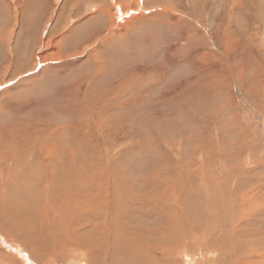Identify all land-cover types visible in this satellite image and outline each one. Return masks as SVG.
<instances>
[{"label":"rangeland","instance_id":"1","mask_svg":"<svg viewBox=\"0 0 264 264\" xmlns=\"http://www.w3.org/2000/svg\"><path fill=\"white\" fill-rule=\"evenodd\" d=\"M129 211L134 264H264V0H0V264L36 263L17 220Z\"/></svg>","mask_w":264,"mask_h":264},{"label":"bare ground","instance_id":"2","mask_svg":"<svg viewBox=\"0 0 264 264\" xmlns=\"http://www.w3.org/2000/svg\"><path fill=\"white\" fill-rule=\"evenodd\" d=\"M263 3V2H262ZM96 11V10H95ZM261 12V11H260ZM100 13H101V11H100ZM262 15H263V13H262ZM263 19V18H262ZM242 20V19H241ZM240 21V20H239ZM262 21V20H261ZM238 22V21H237ZM245 24H246V22H245ZM60 27V26H59ZM87 27V25L85 26V28ZM60 41H62L61 39H60ZM41 57V56H40ZM41 60H42V57H41ZM41 62V61H40ZM15 130V129H14ZM23 132V131H22ZM36 132H34V133H32V132H24V134H23V138L27 141V140H31V139H33V138H35V134ZM15 134V133H14ZM15 136V135H14ZM19 136V135H18ZM32 136V137H31ZM22 137V136H21ZM18 139V138H17ZM1 142H4V141H1ZM19 142H20V140L18 141V144H19ZM24 143V142H23ZM16 144H17V142H16ZM25 144V143H24ZM23 144V145H24ZM12 145H14V144H12ZM21 145H22V143L19 145V148L21 147ZM5 147L6 148H10V146L9 145H7V144H4V146H3V148L2 149H4V150H8V149H5ZM37 147V145H32V147H31V149L33 148V149H35ZM24 148V147H23ZM20 149H22V148H20ZM33 149H32V151H33ZM52 149H55V148H52ZM38 150V149H37ZM50 151H51V149H50ZM49 151V152H50ZM53 151V150H52ZM60 151V150H59ZM58 151V152H59ZM25 152H26V150H25ZM30 152V151H29ZM36 152V151H35ZM55 152V151H54ZM20 153H22L21 151H20ZM48 153V152H47ZM56 153V152H55ZM65 153V152H64ZM6 154H7V152H6ZM36 154V153H35ZM66 154V153H65ZM31 155H34V153H32ZM30 155V156H31ZM48 155V154H47ZM50 155V154H49ZM58 155V154H57ZM64 155V154H63ZM18 157H19V155H18ZM29 157V156H28ZM22 158V157H21ZM20 158V159H21ZM38 158V157H37ZM16 159V158H15ZM33 162H37L38 160H36L35 159V157H34V159H31ZM38 163V162H37ZM20 167V166H19ZM62 169V168H61ZM20 174H22V172L20 173ZM126 174V173H125ZM53 175V174H52ZM69 175V174H68ZM85 175H86V173H85ZM17 176V175H16ZM70 176V175H69ZM29 177V176H28ZM52 177V176H51ZM50 177V178H51ZM15 178V177H14ZM19 178V177H18ZM20 178H22V177H20ZM72 178V177H71ZM78 178H79V176H78ZM25 179V178H24ZM28 179V178H27ZM53 179V178H52ZM63 179V178H62ZM66 179V178H65ZM83 179H85L86 180V177L85 178H83ZM118 179V178H117ZM33 180V179H32ZM71 180V179H70ZM24 181V180H23ZM84 181V180H83ZM25 182V181H24ZM66 182H67V179H66ZM69 182V181H68ZM191 182V181H190ZM19 183V182H18ZM89 183V182H88ZM21 184V183H20ZM67 184V183H66ZM79 184V183H78ZM83 184V183H82ZM96 184V183H95ZM53 185V184H52ZM65 185V184H64ZM18 186V185H17ZM58 186V185H57ZM56 187V186H55ZM59 187V186H58ZM65 187V186H64ZM25 188V187H24ZM221 188V187H220ZM155 189V188H154ZM61 190V189H60ZM94 190V189H93ZM117 190V189H116ZM72 191V190H71ZM84 191V190H83ZM95 191V190H94ZM115 192V191H114ZM149 192V191H148ZM69 193V192H68ZM104 193V192H103ZM110 193V192H109ZM108 193V194H109ZM85 194V193H84ZM99 194V193H98ZM101 194V193H100ZM48 195V194H47ZM102 195V194H101ZM153 195V194H152ZM54 196V195H53ZM63 196V195H62ZM93 196V195H92ZM123 196V195H122ZM156 196V195H155ZM208 196V195H207ZM231 196V195H230ZM99 197V196H98ZM107 197V196H106ZM105 197V198H106ZM118 197V196H117ZM121 197V196H120ZM101 198H102V196H101ZM105 198L103 197V199L105 200ZM142 198V197H141ZM140 198V199H141ZM63 199V198H62ZM97 199V198H96ZM109 199V198H108ZM122 199V198H121ZM132 199V198H131ZM234 199V198H233ZM236 199V198H235ZM89 200V199H88ZM91 200V199H90ZM89 200V201H90ZM103 200V201H104ZM107 200V199H106ZM133 200V199H132ZM232 200V199H231ZM63 201V200H62ZM70 201V200H69ZM68 200H67V202H69ZM100 201V200H99ZM102 201V202H103ZM109 201V200H108ZM112 201V200H111ZM138 201H139V199H138ZM238 201V200H237ZM81 202V201H80ZM88 202V201H87ZM105 202V201H104ZM103 202V203H104ZM115 202V201H114ZM137 202V201H136ZM152 202H153V200H152ZM158 202V201H157ZM8 203V202H7ZM77 203V202H76ZM79 203V202H78ZM84 203V202H83ZM140 203V202H139ZM159 204H160V201L158 202ZM239 203V202H238ZM62 205H64V202H62L61 203ZM65 204H68V203H65ZM72 204H73V202H72ZM71 204V205H72ZM89 204V203H88ZM91 204V203H90ZM101 204V203H100ZM133 204H134V202H133ZM138 204V203H137ZM80 205V204H79ZM78 205V206H79ZM94 205V204H93ZM131 205V204H130ZM138 205H140V204H138ZM137 205V206H138ZM145 205V204H144ZM150 207H153L152 206V203H150ZM161 205V204H160ZM70 206V205H69ZM114 206H115V204H114ZM134 206H136V205H134ZM140 206H143V205H140ZM146 206H149V204L148 205H146ZM159 206V205H158ZM62 207V206H61ZM84 207V206H83ZM92 207V206H91ZM90 207V208H91ZM99 207H100V205H99ZM119 207V206H118ZM56 208V207H55ZM78 208V207H77ZM104 208V207H103ZM131 208V207H130ZM45 209V208H44ZM84 208H82V210H83ZM97 209H99V208H97ZM129 209V208H128ZM135 209V208H134ZM150 209V208H149ZM149 209H146V208H143V210H144V213L146 212V214H148L149 215V213L150 212H152V210H149ZM125 210V209H124ZM130 210V209H129ZM132 210V209H131ZM115 211V210H114ZM128 211V210H127ZM187 213H188V211L187 210H185ZM82 212H84V211H82ZM93 212V211H92ZM121 212V211H120ZM126 212V211H125ZM124 212V213H125ZM130 212L131 211H129L128 212V214H124V215H121V214H119L120 216H118L117 217V219L115 220V221H110V220H106L107 218H106V216L104 217H98L97 215H87V216H85V215H83V216H81V217H77V218H74L72 221H66V223H67V225H65V224H63V223H61V222H64L63 220H61V222H60V220H52V221H54L53 223H51V224H49V222L46 220V219H44L43 217H41V222L39 223V225H40V227H42V228H44V230L47 232V235H44L43 233L40 235V236H28L27 238H25V236H24V231L26 230L25 228H24V225L20 222V221H16V222H18V226L16 227V229L17 230H19V231H21V233H19L18 232V235L20 236V238H24L25 239V241H26V243H27V252L28 253H25L26 254V257L28 256V258L30 257L31 259H32V261H34V262H36L37 264H44V263H49L51 260H53V259H56V258H59V249H61V248H64L65 246H73V247H80V245L81 246H83L84 245V243H88L89 244V247H88V251H89V253L91 254V256L93 255V254H95V253H97V251H98V249H100L101 250V245L102 244H106V245H103V246H106L105 248V250H104V248H103V250L105 251V255H106V257L107 256H113V254H114V249H115V247H116V245H117V243L118 242H120V241H123V244L122 243H120V247H117L116 248V253H121L122 252V250L124 249H127V250H125L127 253H128V251H129V253H128V255L126 256V257H124L125 255H126V252L123 254L124 256V258L126 259L125 261H126V263H129V264H131V262H133V264H134V261H133V259H130L131 257L132 258H135L134 257V255H136V247H135V245L138 243L139 245H138V249L140 250V252L143 254V257L146 255L145 253L146 252H148L149 250H148V247L145 245V243H148V240H149V238L151 237V233H153V232H150V234L149 235H145V234H147V233H145V234H141V231H139V230H135V229H133V223H134V220H137V219H135L134 218V214H133V212H132V215L130 214ZM135 212V211H134ZM191 212V211H190ZM212 212V211H211ZM210 212V213H211ZM214 212V211H213ZM100 213V212H99ZM122 213V212H121ZM218 213V212H217ZM216 213V214H217ZM241 213V212H240ZM75 214V213H74ZM101 214V213H100ZM136 214H137V212H136ZM186 214V213H185ZM209 214V213H208ZM220 213H218L217 215H219ZM246 214V213H245ZM244 214V215H245ZM77 215V214H76ZM117 215V214H116ZM168 215V214H167ZM214 215H215V213H214ZM222 215V214H221ZM241 215H242V213H241ZM60 216H62V215H60ZM66 216V215H65ZM71 216V215H70ZM149 216H151V215H149ZM21 217V216H20ZM28 217V224L30 223V221H31V217L30 216H27ZM54 217H57V215L56 216H54ZM188 217V216H187ZM212 217H213V215H212ZM216 217H219V216H216ZM11 218V217H10ZM23 218V217H22ZM62 218V217H61ZM109 218V217H108ZM136 218H137V216H136ZM145 219H146V217H144ZM149 218V217H148ZM25 219V218H24ZM150 219H152V218H150ZM154 219V218H153ZM175 219V218H174ZM174 219H172V220H174ZM188 219H190V218H188ZM253 219H255V218H253ZM10 220H12V218L10 219ZM9 220V221H10ZM49 220V219H48ZM139 220V219H138ZM137 220V221H138ZM144 220V219H143ZM143 220H141L142 222H143ZM147 220V219H146ZM149 220V219H148ZM147 220V221H148ZM211 220H212V218H211ZM214 220V219H213ZM213 220H212V222H213ZM136 221V222H137ZM147 221L146 222H144V225H145V223H147ZM151 222H152V220H150ZM235 221V220H234ZM11 222V221H10ZM149 222V221H148ZM151 222H149V223H151ZM175 222V221H174ZM191 222V221H190ZM209 222V221H208ZM231 222H233V220H231ZM235 222H237V220L235 221ZM201 223V222H200ZM226 223H228L229 224V221L228 222H225V224ZM17 224V223H16ZM34 224V223H33ZM139 225H141L140 223H138ZM202 224V223H201ZM230 224H233V223H230ZM143 225V224H142ZM153 225H155V224H153ZM27 226V225H26ZM29 226V225H28ZM138 226V225H137ZM208 226V225H207ZM233 226V225H232ZM241 226V225H240ZM80 227V228H79ZM141 227V226H140ZM201 227V226H200ZM222 227V226H221ZM221 227H218V228H220L221 229ZM63 228V229H62ZM78 228V229H77ZM88 228H91L92 229V231L91 232H89V231H86ZM125 228H127V229H129V231H130V234H127V233H125ZM139 228V227H138ZM208 228V227H207ZM226 228V227H225ZM229 228V227H228ZM232 228V227H231ZM233 228H235V227H233ZM238 228H239V226H238ZM38 229V228H37ZM57 229V230H56ZM60 229H61V231H63V233L61 232L60 233ZM173 229V228H172ZM193 229H195V227L193 228ZM206 229V228H205ZM236 229V228H235ZM262 229V228H261ZM260 229V230H261ZM35 230H36V228L33 230L34 232H35ZM143 230V229H142ZM169 230V229H168ZM246 230V229H245ZM45 231H42V232H45ZM166 231H167V228H166ZM196 230H194V232H195ZM218 231H220V230H218ZM222 231H223V228H222ZM224 231H226L225 229H224ZM263 231V230H262ZM27 232H28V230H27ZM83 232V235H82V238H79V236H80V234ZM143 232V231H142ZM172 232H174V231H172ZM193 232V231H192ZM197 232V231H196ZM202 232V231H201ZM231 232H233V231H231ZM235 232V231H234ZM240 232H241V228H240ZM239 232V233H240ZM250 232V231H249ZM253 232V231H252ZM110 233H111V235H113V239H111L112 237L110 236ZM116 233H118V234H120V235H122V236H124V234H125V237L123 238L122 237V239L120 240V241H117V238H116ZM166 233V232H165ZM210 233H212V232H210ZM214 233V232H213ZM225 233V232H224ZM227 233H228V231H227ZM242 233V232H241ZM89 235L90 234V237H88L87 235ZM262 234H263V232H262ZM262 234H261V236H262ZM119 235V236H120ZM169 235V234H168ZM212 235V234H211ZM216 235V234H215ZM222 235H225V234H222ZM239 235V234H238ZM238 235H236V236H238ZM255 235H257V232H256V234ZM264 235V234H263ZM19 236H17V237H19ZM126 236H127V239H125L126 238ZM221 236V235H220ZM229 236H230V234H229ZM249 236H250V234H249ZM260 236V238H263V237H261ZM121 237V236H120ZM218 237V236H217ZM241 237V236H240ZM252 237H254L253 235H252ZM255 237H257V236H255ZM22 238V239H23ZM235 239H237L236 237H234ZM56 239V240H55ZM223 239V238H222ZM245 239V238H244ZM256 239V238H255ZM238 240V239H237ZM112 241V243L111 244H107V242H111ZM253 241H254V239H253ZM260 241V240H259ZM261 241H262V239H261ZM69 242V244H67ZM246 242H249V241H247L246 240ZM256 242V241H255ZM237 243H239V242H237ZM78 244V245H77ZM243 244V243H242ZM245 244V243H244ZM258 244V243H257ZM111 245V246H110ZM119 245V244H118ZM240 245V244H239ZM247 246H244V247H248V246H251L252 247V245H248V244H246ZM109 246L110 247H112L113 248V251H112V254L111 255H109L108 253H107V251L108 252H110L109 251ZM141 248H140V247ZM243 245H241V247H242ZM264 246V245H263ZM52 247H55L57 250L56 251H58V254H56V251L55 252H51V250H52ZM234 247H236V246H234ZM250 247V248H251ZM255 247V246H254ZM260 247V246H259ZM108 248V249H107ZM168 248V246L166 247V249ZM238 248H240L239 246H238ZM238 248L236 247V250H238ZM264 248V247H263ZM221 249V248H220ZM257 249V248H256ZM256 249L254 250V251H256ZM31 250V251H30ZM87 251V250H86ZM87 251V252H88ZM239 251V250H238ZM257 251H259V250H257ZM257 251H256V254H258L257 253ZM101 252V251H100ZM230 251H228V253H229ZM241 250L238 252L239 253V256H241L242 254H241ZM246 252V251H245ZM33 253H34V255H33ZM123 253V252H122ZM121 253V254H122ZM165 253V252H164ZM167 253V252H166ZM165 253V254H166ZM231 253H234V252H231ZM244 253V252H243ZM247 253V252H246ZM260 253V252H259ZM52 254H53V256H52ZM134 254V255H133ZM235 254H237V253H235ZM241 254V255H240ZM253 254H255V253H253ZM118 255H120V254H118ZM245 255V254H244ZM251 255V254H250ZM262 255H263V252H262ZM221 256V255H220ZM223 256V255H222ZM221 256V257H222ZM233 256V255H232ZM231 256V257H232ZM243 256V255H242ZM264 256V255H263ZM115 257H117V255L115 254V256H113L111 259H115ZM138 256H136V258H137ZM216 257V256H215ZM236 257V256H235ZM248 257V256H247ZM253 257V256H252ZM146 258V257H145ZM165 258H166V256H165ZM164 258V259H165ZM219 258V257H218ZM240 258V257H239ZM144 259V258H143ZM154 259V258H153ZM227 259V258H226ZM251 259V258H250ZM37 260V261H36ZM58 260V259H57ZM109 260H110V258H109ZM119 260V259H118ZM124 260V259H123ZM146 260H147V258H146ZM151 260V259H150ZM163 260V259H162ZM200 260V259H199ZM233 260V259H232ZM31 261V262H32ZM108 261V260H107ZM116 261V260H115ZM114 261V262H115ZM121 261V260H120ZM215 261V260H214ZM229 261V260H228ZM238 261V260H237ZM56 262V261H55ZM112 262V261H111ZM110 261L108 262V264H113V263H111ZM137 262V260L135 261V263ZM146 262V261H145ZM144 262V263H145ZM165 262V261H164ZM218 262V261H217ZM240 262V261H239ZM243 262V261H242ZM244 262H247L246 260H244ZM35 263V264H36ZM153 263H154V261H153ZM168 263V262H167ZM175 263V262H174ZM241 263V262H240ZM239 263V264H240ZM140 264V263H139ZM147 264V263H146ZM149 264V263H148ZM166 264V263H165ZM242 264V263H241Z\"/></svg>","mask_w":264,"mask_h":264}]
</instances>
